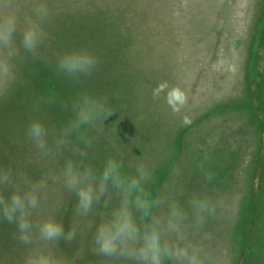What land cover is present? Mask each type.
<instances>
[{
  "label": "rangeland",
  "instance_id": "1",
  "mask_svg": "<svg viewBox=\"0 0 264 264\" xmlns=\"http://www.w3.org/2000/svg\"><path fill=\"white\" fill-rule=\"evenodd\" d=\"M38 1L42 11L36 15L40 16L37 19L33 15L36 6L32 4ZM47 1L0 0V24L9 17L16 20L11 45L5 48L0 43V61L7 59L11 68V78L0 76V168H24L18 172L23 173L22 177H17V172L13 173L14 177L22 183L39 181L44 184L40 190V208L32 215L33 222L39 223L49 216L55 218V209L65 196L72 191L76 193L66 186V166L71 162L81 175L91 169L89 179L99 197L86 214L81 215L76 210L72 215L82 224L80 238L83 243L88 241L84 244L92 242L95 245V255L84 258L82 264H137L131 258L100 255L95 243L99 225L112 218L113 212L123 205L140 230V242L153 228H158L162 243L188 246L190 252L195 247L203 264H251V256H245V260L242 254L240 234L254 187L258 189L259 198L256 207L253 206L250 223L255 216L257 219L264 213V128L249 113L251 105L246 101L248 80L252 77L254 83L250 87L257 92L252 111L264 119V27H253L254 20L261 15L262 0H157L155 18L159 28L151 30L152 15L147 20V30L144 24L138 46L143 48L138 60L149 80L146 87L131 89L128 83L129 96L127 87L122 94L128 99L133 90L132 106H119L116 113L108 114L111 121L107 124L102 125L104 119L97 115L91 128L82 125L67 136L62 133L75 122L79 109L68 111L62 106L60 91L48 93L46 84L41 80L37 82L33 68L37 63L34 65L28 60L23 34L29 24L33 27L43 22L50 26L46 37L50 45L64 49L67 46L58 35V27L63 32L70 31L71 36L80 32L86 23L93 25L86 9L99 7L93 5L94 2H106L50 0L51 8ZM111 1V8L117 9L116 1L120 0ZM116 13L119 14L118 9ZM19 29L22 31L20 39L16 37ZM86 40L90 42L94 38ZM105 41L101 30L95 40L97 52L108 46ZM72 45L67 48L73 50L76 46ZM38 47L33 52L38 49V53L43 54L41 58L46 59L47 51ZM124 48L128 51L127 59H131V40L121 41L117 49ZM49 56L52 58L54 52ZM45 62L51 64L53 61L39 64ZM28 67L33 75L30 79ZM44 76L45 81L50 79L49 72ZM100 80H91L87 86L102 88L96 84ZM161 84L167 87L159 99H154L153 90ZM25 85L29 94L23 102L30 104L28 108L17 103V96L10 97L15 88L16 91L22 88L24 92ZM174 87L182 89L188 97L187 104L178 113L166 102L167 91ZM79 90H83L82 98H77L75 105L98 107V99L91 103L95 92L90 97L84 82ZM137 91L140 94L136 96ZM225 103H236L238 108L228 111L222 107ZM49 104L55 111L53 116L48 111ZM22 109L25 112L20 114ZM185 117L190 124L183 123ZM34 119L42 120L48 129L47 154L27 136L28 126ZM185 125L190 130L183 133ZM57 141L62 143L57 144ZM110 159L118 165V173L114 174L119 176L120 182L116 186L110 178L108 192L101 193L98 182ZM208 173L213 176L211 182L205 179ZM4 192L10 196L12 188ZM201 196H207L216 210L214 215L205 213L198 222L193 202ZM66 199L68 201V197ZM143 199H150L152 203L141 207ZM65 205L66 201L63 205L66 209ZM250 223L245 230L248 235L250 230L254 232V225L255 230L257 228L256 223L250 228ZM74 228L75 225L70 230ZM89 230L93 232L85 240ZM33 238L35 245L41 241L38 233ZM258 244L259 252L253 259L256 264H264V236ZM162 264L176 262L165 258Z\"/></svg>",
  "mask_w": 264,
  "mask_h": 264
},
{
  "label": "trees",
  "instance_id": "2",
  "mask_svg": "<svg viewBox=\"0 0 264 264\" xmlns=\"http://www.w3.org/2000/svg\"><path fill=\"white\" fill-rule=\"evenodd\" d=\"M100 1V0H97ZM106 3H98L94 2L93 5L103 6V8L100 7H94V8H88L86 9L88 11V15L93 19V25H87L82 26L80 29V32L75 33L74 35H70V31H62L58 27V35L61 39H63L65 45L68 47L71 43H73L74 46H76L73 50H81L86 49L92 53L95 54L97 57V63L95 67L87 74H77V75H69L68 73H65L62 71L59 66V58L63 55L64 50L72 51L71 49H68L64 46V49L61 47H58L57 45H50V43L47 41L48 38V30L49 25H44L43 22H40L41 25H33V27H36L38 31L41 34V40L39 41L38 46L44 47L42 51H47L48 56L46 59L41 58L42 53H38V49L36 53L33 51H26L28 53L27 57L28 60L31 62L37 63V66L35 67L36 73H35V79L37 82H41L45 85L48 93L57 94V92H61L59 95H61V102L62 106H65L68 109L74 111H78L77 109H80V106L77 104L75 105V100L77 98L81 99V92L83 90H79V86H81L84 82L86 90L88 91V95L90 97L93 96V92H95V97L92 98L91 103L93 104L95 102V98L98 99V107L102 106V110L99 112L98 116L100 115V118L104 119L102 121L103 124L109 123L111 120L108 117V114L113 115V113H116L119 106L122 107H129L133 105L134 95L133 90L131 93V96L127 99L125 95L122 94L123 88H128L127 95L129 96L131 90L128 87V83H131L130 87L132 88H138V86H142L141 89H144L147 85V82L149 81L144 73V67L141 63H139L138 56L141 54L143 55V48L138 47L140 45V41L143 36L144 31V24L146 25V30L148 28V23L150 20L149 18L154 16V22H151L150 28L151 30L159 28L157 25V19L155 18V15L158 10V1L157 0H120L116 1V6L119 14L116 13V8H111V0H101ZM111 1V2H110ZM33 3L32 5L36 6L33 15L38 19L40 16H36L38 13L42 11L41 6L42 4L39 3ZM47 3L52 8V2L50 0L47 1ZM91 4V5H92ZM263 8L261 11L260 17L254 20V29H258L261 25L264 27V0H262ZM49 5H46L49 10L51 8ZM39 10H38V9ZM84 10V11H86ZM114 14H118V16H115ZM40 20V19H39ZM49 20V19H47ZM49 23H51V20H49ZM89 23V22H88ZM71 24V21H69V25ZM72 25V24H71ZM95 26V28H94ZM31 28V25L28 26ZM92 28V29H91ZM23 29V28H22ZM101 30L103 32V37L106 39L105 42H107L108 46L102 47V50L97 52V44L95 43L96 37H98V34H101ZM156 32V31H155ZM16 37H21L22 31L19 29L16 33ZM54 34V33H53ZM157 34V32H156ZM47 37V38H46ZM88 37H93V40H90L88 42L86 39ZM73 38V39H72ZM81 38V40H79ZM20 39V38H19ZM127 41L131 40V47L133 49V56H131V59H127V50L125 48L120 51L121 49H117L118 45L121 41ZM78 41L77 43H74V41ZM258 40V39H257ZM256 40V43H257ZM262 40H264V36L262 37ZM115 43V44H114ZM117 44V45H116ZM73 45L71 47H73ZM116 45L114 48L109 49L110 46ZM36 47V48H37ZM70 47V48H71ZM39 48V47H38ZM58 48V49H56ZM145 49V48H144ZM110 50V51H109ZM33 52V53H32ZM50 52H54V56L51 58L49 56ZM146 52V49H145ZM59 53V55L57 54ZM132 60V61H131ZM43 61L51 62V64L45 62L43 64H39ZM39 64V65H38ZM145 65V63L143 62ZM28 79H30L32 75L31 67H28ZM50 73V79L45 81V73ZM126 72V73H125ZM113 73V76H110V74ZM110 76V77H109ZM16 77V76H15ZM21 77V75H20ZM101 79L100 81H96V84L101 85L102 88H95V87H89L87 86V83L89 81ZM148 80V81H147ZM44 81V82H43ZM61 81V82H59ZM58 82V83H57ZM75 83V86L74 84ZM254 83V79L251 77L248 80V99L246 101H249V104L251 105L249 113L256 117L257 121L259 120L260 124L264 128V119L255 112L253 113L252 107L255 108L254 104V98L256 97V90L250 85ZM59 89V90H58ZM24 92L22 91V88L12 91L13 95H10V97L17 96V103L22 106L23 108H28V105L30 104L23 102V100L27 97V93L29 94V91L25 85V89L23 88ZM58 90V91H57ZM140 91V90H139ZM140 92L137 91V95H139ZM122 98H126L123 100ZM133 98V99H132ZM121 100L120 104L119 101ZM28 101V99H27ZM75 101V102H74ZM108 101H111V104H108ZM50 103V101H48ZM107 102V103H105ZM224 109L228 111H233L238 108V105L236 103H228L223 104L222 106ZM212 109V108H210ZM209 109V110H210ZM216 109V108H215ZM213 109L212 111H215ZM25 109H22L20 111L21 113H24ZM48 111L52 113H55L54 109L50 106H48ZM69 111V110H68ZM106 116V117H104ZM194 122H196L194 120ZM121 124V123H120ZM190 124V123H189ZM187 125V124H186ZM185 125V127L182 128V132H187L190 130ZM125 125H121V127L124 128ZM89 128L90 125L88 126ZM181 137H179V140ZM61 149V148H60ZM68 150V147L66 148ZM62 151V150H61ZM69 155V154H68ZM80 157V156H79ZM78 157V158H79ZM77 158V160H78ZM201 158V157H199ZM80 159V158H79ZM72 161H74L72 159ZM24 162V161H23ZM205 165V164H204ZM211 164H209L210 167ZM207 166V164H206ZM29 168V167H26ZM212 168V167H210ZM24 168H18L16 170H13L15 172L22 171ZM82 169V167H81ZM84 171V169H82ZM205 170H207L205 168ZM118 168L116 170V174L118 173ZM85 172V171H84ZM35 173V172H34ZM103 173V172H102ZM115 175V174H114ZM258 176V175H257ZM260 176V173H259ZM112 181V180H111ZM100 183V182H98ZM109 186L107 184L105 190L103 191L108 192ZM100 190V189H99ZM141 191V190H140ZM102 192V193H103ZM9 195V194H8ZM7 195V196H8ZM68 197V201L67 198ZM258 189L256 187L253 188V191L251 193V197L249 200V207L248 211L246 213V222L243 225L242 232L240 234L241 236V245H242V254L244 256V259L246 260L245 256H251V264H256V260L253 259L254 256L256 257L257 253L259 252V244L258 240H260L261 237L264 236V233L262 232V229L264 230L263 226V220H264V213L259 215V217L256 219H253V222L250 223L249 218L252 213L253 206L256 207L257 200H258ZM66 201V209L63 208V205ZM77 204H78V196L76 193H73V191L69 194V196H65V200L62 201L60 205H58L55 209V219L60 221L64 225L65 234L69 232L70 229L73 228L75 225V228L73 229L75 231L74 238L67 242L64 238H60L56 241H44L41 239L39 244L32 241L36 235L34 232L31 243L28 245H24L20 243L18 239V230L15 223L9 224L3 219H0V264H26L28 257L33 253H39L44 252L47 255H50L53 258V264H82L84 258H90L95 255L94 250V243H88L84 244L81 240V225L80 222H77L78 217L72 218V215L76 213L77 210ZM262 204H259L261 206ZM264 212V210H263ZM33 220V218H32ZM250 223L251 226L256 223V230L254 225V232L252 233L250 230V237L248 233H246L245 230H248V226ZM73 225V226H72ZM88 231V230H87ZM93 231L89 230V232L84 236V239L87 240ZM242 264H245L243 262ZM249 264V263H247Z\"/></svg>",
  "mask_w": 264,
  "mask_h": 264
},
{
  "label": "clouds",
  "instance_id": "3",
  "mask_svg": "<svg viewBox=\"0 0 264 264\" xmlns=\"http://www.w3.org/2000/svg\"><path fill=\"white\" fill-rule=\"evenodd\" d=\"M16 31V20L14 17L6 18L0 24V43L7 48L11 45L13 34ZM41 34L36 27L25 30L23 34V45L28 51H35ZM97 57L94 53L86 50H72L65 52L59 59V68L69 75L87 74L96 65ZM0 76L11 78V68L7 59L0 61ZM167 87L166 84L159 85L153 90V98L159 99L160 93ZM166 102L174 113H178L188 102L185 92L179 87L171 88L167 91ZM102 106H84L79 109L74 123L70 124L62 133L67 136L71 131L79 129L82 125H91L96 119ZM191 121L185 117L183 123ZM27 136L29 140L40 150L47 154L48 129L40 119H34L28 126ZM62 141H57V144ZM118 165L113 160H109L105 167L100 181V192L102 193L107 182L111 178L113 184L118 186L120 178L114 175ZM23 173H18L17 177H22ZM91 169L81 175L69 162L66 166L65 177L66 186L74 191L78 196L77 210L81 215L90 211L94 200L99 197L94 193L93 183L90 181ZM205 179L209 182L213 179L211 173L206 174ZM133 186H135L133 184ZM11 187L12 193L6 196L4 189ZM44 187L42 182L22 183L20 179L14 177L10 168H0V219L9 224L15 223L18 230L20 243L28 245L31 243L34 232L44 241H56L64 238L70 242L75 231L69 230L65 234L64 225L52 216L43 219L39 223L32 220L33 213L40 208V190ZM150 199H143L141 207L150 205ZM198 222L203 219L205 213L215 214V205L207 196L197 197L193 202ZM183 215L182 213H175ZM140 230L136 226L132 214L127 210L126 205L121 206L113 212L112 218L101 223L96 231L95 243L100 255L106 257H125L135 259L137 264H162V260L167 258L180 264H203L202 258L198 255V250L193 247L191 252L188 246L172 245L168 242H161V232L158 228H153L146 235L143 242L139 240ZM26 264H53V258L44 252L31 254Z\"/></svg>",
  "mask_w": 264,
  "mask_h": 264
}]
</instances>
